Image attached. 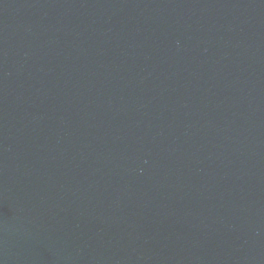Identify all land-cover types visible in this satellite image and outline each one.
<instances>
[{
	"label": "water",
	"instance_id": "95a60500",
	"mask_svg": "<svg viewBox=\"0 0 264 264\" xmlns=\"http://www.w3.org/2000/svg\"><path fill=\"white\" fill-rule=\"evenodd\" d=\"M0 264H264V0H0Z\"/></svg>",
	"mask_w": 264,
	"mask_h": 264
}]
</instances>
